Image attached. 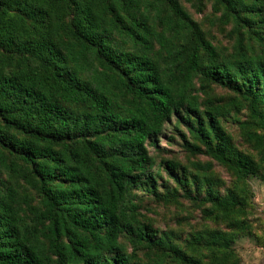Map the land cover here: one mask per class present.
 <instances>
[{
    "label": "trees",
    "instance_id": "trees-1",
    "mask_svg": "<svg viewBox=\"0 0 264 264\" xmlns=\"http://www.w3.org/2000/svg\"><path fill=\"white\" fill-rule=\"evenodd\" d=\"M254 177L264 0H0V264H241Z\"/></svg>",
    "mask_w": 264,
    "mask_h": 264
},
{
    "label": "rangeland",
    "instance_id": "rangeland-1",
    "mask_svg": "<svg viewBox=\"0 0 264 264\" xmlns=\"http://www.w3.org/2000/svg\"><path fill=\"white\" fill-rule=\"evenodd\" d=\"M162 143L166 145L165 140ZM168 148L174 152L179 149L176 144L169 145ZM201 160L205 161L207 158L201 157ZM216 170L222 173V175L224 174V171L220 167H217ZM249 185L255 193L251 216L254 235L241 237L234 246L240 256L241 264H264V179L254 177L249 180ZM175 213L179 215L177 218L175 217ZM151 215L155 217L153 213ZM182 218H187L186 221L193 226L201 222V216L197 212L189 210L188 208L181 210L173 207L171 211L160 210L157 216L159 221L156 225L160 227L169 225L171 226L169 228L177 231ZM176 223L178 224L176 225Z\"/></svg>",
    "mask_w": 264,
    "mask_h": 264
}]
</instances>
